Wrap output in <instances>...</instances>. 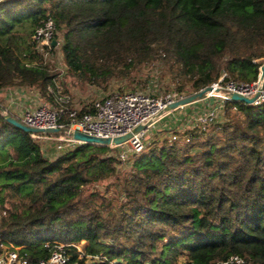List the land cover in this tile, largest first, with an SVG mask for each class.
<instances>
[{
  "label": "trees",
  "instance_id": "16d2710c",
  "mask_svg": "<svg viewBox=\"0 0 264 264\" xmlns=\"http://www.w3.org/2000/svg\"><path fill=\"white\" fill-rule=\"evenodd\" d=\"M49 17L69 68L96 84L160 59L194 94L222 74L251 83L263 63L264 0H1L0 91L38 87L45 99L55 89L31 38ZM2 108L0 100V242L31 262L62 244L68 264L101 254L264 264V102L228 100L224 123L146 144L127 158L118 204L83 192L116 174L113 148L80 144L51 160Z\"/></svg>",
  "mask_w": 264,
  "mask_h": 264
},
{
  "label": "built area",
  "instance_id": "2783aa9c",
  "mask_svg": "<svg viewBox=\"0 0 264 264\" xmlns=\"http://www.w3.org/2000/svg\"><path fill=\"white\" fill-rule=\"evenodd\" d=\"M57 30L53 20L49 17L43 24L35 29L31 38L35 42L36 48L43 56L48 52L53 51L58 46L56 38ZM52 40H56V45L52 46ZM222 74L217 82L211 83L210 91H207L201 98H198L190 103L197 101H205L210 98L216 102L215 107L210 108L208 104L203 106V110L195 115L197 125L195 127L204 129L207 125L212 124L218 116L219 109L224 108L226 101L231 100V95L236 93L241 96L252 98L251 105H259L264 102V75L260 78V70L258 78L251 83H244L235 80H227L222 82ZM54 101L58 104L56 108H52L45 104L36 105V99L41 102L39 97L35 101L28 103L26 106L16 102L12 92L13 105L8 108L3 105L1 114L4 116H15L19 121L27 126L37 129H57L58 132H31L29 136L37 140L46 157L53 160L61 154L68 152L80 144L82 141L73 138L72 133L78 130L82 133L100 138L112 139L116 136L130 132L138 124L158 115L163 109L183 96H164L159 98L146 91H121L114 92L102 98L94 99L85 106V110L79 108H70V96L61 92L54 80ZM10 88H8L9 90ZM33 88L22 87L21 93L28 95ZM11 92V91H10ZM9 92V93H10ZM18 93V92H16ZM15 93V94H16ZM17 95V94H16ZM11 99V98H10ZM188 103V104H190ZM184 106V105H183ZM181 106V107H183ZM179 108V107H178ZM170 109L167 113L159 116L152 122L148 128L140 133L134 134L128 141L110 148L117 149L118 155L115 157L119 161H124L134 153L141 152L146 145L144 137L149 132L150 128L162 118L173 115L174 111ZM172 139H175V133H172ZM0 264H68L69 257L62 244H54L49 249V255L46 258L31 262L25 254L19 252V247H14L12 244L5 245L0 242ZM79 251V258H82L84 253L79 246H76ZM91 264H146L132 263L123 260L110 259L106 255H91ZM222 264H244V259L238 255H233Z\"/></svg>",
  "mask_w": 264,
  "mask_h": 264
},
{
  "label": "rangeland",
  "instance_id": "374dc122",
  "mask_svg": "<svg viewBox=\"0 0 264 264\" xmlns=\"http://www.w3.org/2000/svg\"><path fill=\"white\" fill-rule=\"evenodd\" d=\"M1 1V0H0ZM58 46L51 52H48L43 56V65L49 68V71L54 74L57 86L61 89V92L70 96V108H83L91 100L102 98L110 95L114 92L121 91H146L159 98L164 96L182 95L183 98L193 94L191 84L187 83L185 86L184 81L178 75H175L169 68V66L158 59L151 63H146L136 70L122 76L111 77L106 83L96 84L90 82L83 74L76 72L69 68L67 65L61 45L62 37L61 33L57 31L56 35ZM264 62V58H261ZM33 88L28 93V98L32 99L33 96L39 97L41 102L37 100L36 105L42 103L52 108H56L58 104L54 101V93L52 87L48 88L49 97L45 95V99L40 98L38 87ZM26 100V99H24ZM31 103V102H28ZM208 104V107L213 108L216 105L212 99L208 98L205 101H197L195 103L186 104L183 107H179L174 111L173 115L162 118L156 122L146 133L144 141L146 144L149 142V146L153 144H160L165 138L170 139L172 133L179 134L184 131H190V128H194L197 125L195 121V115L197 112L203 110V106ZM22 106H26L23 104ZM216 119L212 124L207 127H213L218 123H224L227 120V114L223 109H219ZM200 130H203L199 128ZM210 132L204 134L202 138L209 136ZM201 138V139H202ZM109 154L116 156L119 151L113 149L108 152ZM130 162L128 160L117 161V172L115 175L101 180L96 183H91L84 188V195L93 194L97 196L98 201L105 200L104 202H112L118 204L122 200L121 194L122 176L127 173ZM100 198L98 197V195ZM115 208H113L114 210ZM81 248L80 244L77 245ZM92 259L86 258L83 264H91ZM80 264V263H74ZM148 264V263H146Z\"/></svg>",
  "mask_w": 264,
  "mask_h": 264
},
{
  "label": "water",
  "instance_id": "95a60500",
  "mask_svg": "<svg viewBox=\"0 0 264 264\" xmlns=\"http://www.w3.org/2000/svg\"><path fill=\"white\" fill-rule=\"evenodd\" d=\"M51 45L55 46L56 40H52ZM259 70H260V78H262L264 75V62L260 66ZM211 89H212L211 86H206L194 94H191L189 96H186L182 99H179V100L169 104L167 106V108L163 109L158 115H156L150 119H147L146 121L138 124L130 132H127V133L120 135V136H116L112 139L95 137L92 135L82 133L78 130L73 131L72 136L74 139L82 141L83 144H92V145L102 146V147H110V146H117V145L123 144L124 142L128 141L134 134H137V133H140V132L146 130L148 128V126L152 122H154V120L156 118L167 113L168 110L181 107V106L186 105V104H188V103H190V102H192L198 98H201L207 91H210ZM231 100L241 101V102H244L245 104H250L253 101L252 98L250 99V98L241 96V95L236 94V93L231 95ZM6 121L9 122L16 130L20 131L21 133H31V132H53V133H55V132H58L57 129L42 130V129H37V128L27 126V125L21 123L20 121H17L15 118H13L11 116H7Z\"/></svg>",
  "mask_w": 264,
  "mask_h": 264
},
{
  "label": "crops",
  "instance_id": "0c3cea01",
  "mask_svg": "<svg viewBox=\"0 0 264 264\" xmlns=\"http://www.w3.org/2000/svg\"><path fill=\"white\" fill-rule=\"evenodd\" d=\"M20 90H22V87H11L9 90H8V88L2 89L0 91V100H2V104L6 105L8 108H10L13 105L14 100L12 99V97H13L12 92L14 94V97H16L15 103L18 102V103L27 105L28 102H32V101L34 102L35 101V99H34L35 96H33L32 99L31 98L29 99L28 98L29 96L26 93H24V94L21 93ZM16 92H18V93H16ZM35 98H37V97H35ZM24 99H26V100H24ZM37 100L38 99H36V101Z\"/></svg>",
  "mask_w": 264,
  "mask_h": 264
}]
</instances>
